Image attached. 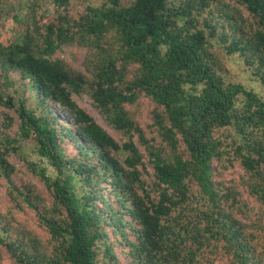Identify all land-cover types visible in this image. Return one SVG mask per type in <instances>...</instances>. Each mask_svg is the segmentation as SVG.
Here are the masks:
<instances>
[{"label":"trees","instance_id":"1","mask_svg":"<svg viewBox=\"0 0 264 264\" xmlns=\"http://www.w3.org/2000/svg\"><path fill=\"white\" fill-rule=\"evenodd\" d=\"M42 1L0 40L2 83L19 73L38 111L0 95L20 121L17 137L3 132L7 115L0 130L11 204L0 208V264L1 252L12 264H264V99L230 67L264 87V0H82V12L49 0L41 22ZM64 47L75 61L85 53L78 67L57 57ZM47 104L75 134L57 132ZM31 136L42 189L17 188L8 161Z\"/></svg>","mask_w":264,"mask_h":264},{"label":"rangeland","instance_id":"2","mask_svg":"<svg viewBox=\"0 0 264 264\" xmlns=\"http://www.w3.org/2000/svg\"><path fill=\"white\" fill-rule=\"evenodd\" d=\"M80 1L82 0H70V6L67 7V9H72L76 6V9L79 12L83 11V6L80 5ZM85 5L87 2H91L93 4H97L100 0H83ZM34 2V0H0V40L2 39H8L11 38L14 34L23 31L25 28V25L23 21L28 20V23H30V5ZM55 5L52 4L49 0H43L40 4L39 10L37 9L35 16H38L36 18V21H44L46 22L47 19L53 18ZM76 9H73L76 11ZM41 10V11H40ZM74 11V12H75ZM41 15L46 17V19H41ZM17 18V19H16ZM25 19V20H24ZM73 53H77L76 49L70 50L69 48H63L59 52H57V57L63 60L68 61L69 64H71L72 67H78L80 63L85 58V53L82 52L81 55H79L77 61L74 60ZM80 54V53H79ZM231 72L233 74V81L234 82H241L243 86L249 90H252L254 93H256L258 96L262 97L264 99V87H262L259 83H257L254 79L251 80V78H248L247 76L243 78L240 74L239 68L235 65V63L231 64ZM10 83L11 85H5L2 83V80L0 79V95L3 96V98H13V100L17 102L18 99L25 100L27 108L33 110L36 115H38V111L35 105V96L30 93L28 89L25 88L24 84L26 81L23 80V78L20 76L19 73H16L12 71L9 74ZM250 80V81H248ZM74 100L77 102V104L85 109L90 115L94 117L96 122L100 124V126L104 127L109 134L116 140H119L118 135L113 133L107 126H105L102 119L97 114L95 108L92 106L91 99L87 95H81V96H75L73 97ZM48 109L51 110V114L49 117V120L51 121L54 116L55 121H53L54 126L60 134L62 133V127L61 125L66 124L69 128V133H74V128L71 123V119L67 115V113L61 109L58 108V106L54 104H47ZM16 107L9 108L5 107L0 104V130L3 129V121H4V115H7L12 121L10 123V127L7 128V130H4L3 132H6L9 137H17V131H19L20 121L18 119V115L16 113ZM57 124V125H56ZM70 126V127H69ZM1 135V133H0ZM19 141V151L16 155H10L8 158L9 163L14 167L15 177H13V183L17 188L20 186L19 184H35L40 189L43 188V184L39 181V177L35 174H33L30 171V163H36L38 160V156L36 154V144L33 139V137H29L26 139H20ZM65 145L64 150L69 154L70 156H73L71 154L73 143L68 140V137L64 139ZM146 168L148 170V175L146 176L148 181H152V168L149 165H146ZM229 176V174H228ZM7 184L5 181L0 177V208H2L3 212H7V209L9 208L10 201L8 197V190H7ZM108 193V190L106 191ZM109 194V193H108ZM2 212V213H3ZM20 214V213H19ZM18 213L16 216L18 217ZM22 217V215H19ZM23 218H28V220L31 219L30 215H24ZM241 219L242 217L239 216ZM33 226H35L34 222L31 223ZM37 233L41 232L40 230H35ZM261 244H264V236L261 239ZM223 260L221 258H218L216 261V264H221ZM1 264H12L11 261L8 258V255L5 252H1Z\"/></svg>","mask_w":264,"mask_h":264}]
</instances>
